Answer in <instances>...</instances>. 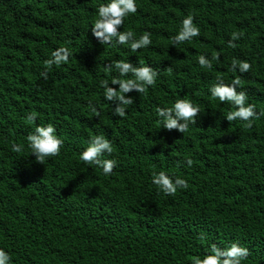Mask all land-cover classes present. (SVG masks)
Wrapping results in <instances>:
<instances>
[{
    "label": "trees",
    "instance_id": "16d2710c",
    "mask_svg": "<svg viewBox=\"0 0 264 264\" xmlns=\"http://www.w3.org/2000/svg\"><path fill=\"white\" fill-rule=\"evenodd\" d=\"M109 2L0 0V249L10 264H192L213 244L237 242L249 250L241 264H264V115L251 128L228 122L235 107L209 91L239 78L246 104L264 112V0H135L137 12L118 29L151 34L135 52L92 35ZM188 15L200 35L173 45ZM234 32L243 35L232 48ZM60 47L72 53L68 62L46 69ZM234 59L251 70L233 71ZM118 60L158 72L144 93L125 94L133 103L124 117L101 86L135 79L119 74ZM179 99L200 108L184 133L164 129L156 112ZM48 124L63 146L39 164L27 136ZM96 135L112 143L101 157L116 161L110 175L80 159ZM161 171L188 187L165 195L152 183Z\"/></svg>",
    "mask_w": 264,
    "mask_h": 264
},
{
    "label": "clouds",
    "instance_id": "9594fccd",
    "mask_svg": "<svg viewBox=\"0 0 264 264\" xmlns=\"http://www.w3.org/2000/svg\"><path fill=\"white\" fill-rule=\"evenodd\" d=\"M97 11L98 18L95 20L91 32L101 44H111L114 40L121 45L130 43V48L133 52L152 44L150 33H144L139 39H134V33L132 31L122 32L118 30L123 25L126 16L137 12L135 0H110L107 4H101ZM199 35L200 29L194 25L193 17L188 15L182 20V27L178 34L172 38V44H180ZM242 35V33H232L231 39L228 41V46L235 48L236 44L233 41L240 39ZM51 55L52 59L44 62L46 69H51L53 65L58 67L62 63H67L72 53L68 48L60 47L54 50ZM213 59L218 60L219 55L217 54ZM198 62L201 67H212L211 60L203 55L199 56ZM114 67L121 76L132 73L135 77V79L127 80L113 79L111 83L113 85H119L118 90L109 87L107 80L101 81V86L105 89V99L107 101H118L114 108V114L124 117L126 114L125 106L133 103V99L131 97L126 98L125 94L133 90L137 93H144L147 90V86H153L155 84L158 72L149 66L134 67L131 63L123 60L115 61ZM251 67L252 65L247 61L237 62L235 59L232 61L233 71L238 68L239 72L244 73L250 71ZM111 70L112 65L106 67V71ZM41 77L47 80V71L42 72ZM240 83L239 78L234 79L230 85L218 82L209 91L212 97L218 98L221 102L231 103L235 107L236 110L230 111L226 116L228 122L240 119L247 121L246 127L251 128V121L253 119H259L261 115H264V112L258 114L255 111V105L246 104L248 99L246 93L237 91ZM90 107L98 116L99 113L96 108L91 105ZM156 112L158 116L162 117L164 129L168 131L175 129L180 133H184L188 130L189 123H196V118L200 115V108L190 100L179 99L174 103L173 107H158ZM36 117L37 114L31 112L27 119L35 122ZM55 131L54 126L48 124L47 126H37L35 131L27 136L31 154L35 156L37 163L44 164L46 158L55 157L60 154L63 141L58 138ZM12 151L17 153L21 152L22 146L13 143ZM112 152L113 147L111 141L103 135H96L90 140L88 147L80 154V159L86 164L96 165L102 168L105 175H110L116 167V161L114 159H102L101 157L104 153L111 154ZM186 163L188 166H191L193 161L187 159ZM152 183L165 195L170 196H174L178 188L188 187L186 180L176 178L173 181L164 171L154 174ZM248 255L249 250L237 242H233L223 249L213 244L211 245L210 254L205 255L202 259L199 256L192 257V264H241V261L247 258ZM10 261L11 257L9 254L0 249V264H10Z\"/></svg>",
    "mask_w": 264,
    "mask_h": 264
}]
</instances>
